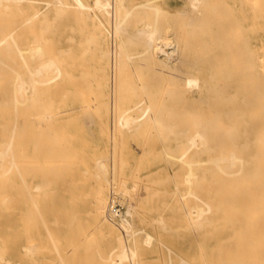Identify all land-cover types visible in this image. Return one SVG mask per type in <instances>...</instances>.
<instances>
[{"label":"rangeland","instance_id":"1","mask_svg":"<svg viewBox=\"0 0 264 264\" xmlns=\"http://www.w3.org/2000/svg\"><path fill=\"white\" fill-rule=\"evenodd\" d=\"M92 1L86 0L90 4H92ZM112 1V5L109 7L111 16L105 10L94 9V12L91 11L89 18L84 22L71 17L75 21L76 26L83 29L84 34L91 36L93 33V35H96L99 42L97 45L99 54L105 51L108 52V105L107 109H103L105 114L98 116L96 110L92 109L88 112V116L92 117V120L71 118L68 121L55 122V124L53 122V124L48 125L47 129L46 127L34 129V139L37 140L41 148H38L36 157L31 160V168L35 169L28 172L27 167L22 166L24 168L22 172L26 177L28 173L30 174L27 180L29 185H31L30 192L35 197L34 201L26 200L28 191L24 188L22 195L25 197L21 203V208L25 212L22 215L17 216L16 213L14 214L12 194L14 193L15 199V193L17 191L16 186L13 185L16 184V180L14 179V175L16 174L15 168H12L11 173L9 171L4 178L0 177V183L5 182L4 185L0 184V196L1 198L8 197V199H11L9 201H12L13 205L6 207V204L3 203V205L2 201H0V248L6 249L4 252L8 260L7 264L10 262V264H59V254L53 250L54 247L50 241V234L57 239L56 244L63 249L62 251L59 248L60 254L64 258L67 257L68 264H89V262L92 264L96 262V264H112L110 262L112 260L108 258H116L115 254L118 253V248L120 247L119 241L122 242V240L124 241V245L122 244L121 246H125L128 250L125 249L128 258L124 264H190L191 262L209 264L208 261L212 264V260L216 262L221 259V253L223 252L221 248L222 243H219L221 235L216 234L210 239H205L203 233H201L202 231H199L198 226H195L196 224L193 222L194 217L190 215L195 202L192 201L189 195L188 190H190L191 184L186 179L192 166H196L199 172H201L207 157L200 149L203 146L198 147V149L193 146V135H195L192 123L194 108H198L195 110L199 113L205 108L202 114L205 118L207 116L210 117L214 113V110L221 111L222 113L229 111V107L222 102V98V101L217 106L209 98L211 94L208 92V89L211 86H215L220 91L225 90L226 94L228 96L230 95L234 101H237L239 106H245L244 102L247 103L250 101L248 98L252 99L255 97L257 99L259 96L264 100V0H205L208 4H204L202 0V5L198 4L200 0H193L199 6L197 13L194 10L196 7L194 8L192 6L193 8H191L192 2L189 0H152V5L161 1L166 7L170 8V10L162 12L163 15L159 14L158 17L157 15L155 16L154 10L143 7L147 0H125L126 8L131 10V17L126 21L125 26L123 24L121 25L122 28L126 27L123 30H127L129 34L125 33L126 31H121L118 35L119 38H122L121 40L124 41V44L128 40L125 44L127 53L132 55L136 52H142L147 48L145 37L143 34L141 35L143 37H140L139 35L141 33L138 34V32L144 29L145 24H150L152 28L157 17L158 35L161 39L158 36L157 38L159 40L156 39L153 45L165 47L166 42H168L169 45H166V47L168 51L170 50L171 56L166 57L164 54H161V59H156V57H153V54H147L143 56V60L136 61L138 56L135 55L130 58L134 61L128 60L122 72L124 85L140 88L138 84L140 80L142 86L148 83V85L153 86V89L159 90V99L156 103V108L163 111V116H146L131 118L125 121L121 120L117 123L116 128L113 121L112 63L114 61L113 53L116 47L115 41H117L118 35H116V31L113 32L114 28L115 30L117 28L115 25L116 21H113V19L116 20V13H114L116 12V4L115 0ZM139 5H142V8L138 7L136 9ZM213 6V9L217 12L216 15L214 13L215 10L212 11ZM132 8L134 9L132 10ZM193 10L201 19L199 18L198 20V17L195 16L196 14H192ZM53 16L54 13H51L50 18H53ZM193 17H196V19L195 21L192 20L194 22H191L192 24L190 23V25L188 23L190 22L189 19H193ZM130 21L136 24L134 25L132 23V25ZM217 22H222L220 24L223 27ZM64 27V24H60V20L54 21V23L52 22L50 33L47 35V38L51 42L45 44V48L47 49H45L46 53L57 43L59 31L64 29ZM28 28L25 27L20 30V33L23 34L22 47L28 45L34 46L39 42V36L41 34L40 28L42 27L36 26ZM30 28L33 31H30ZM219 30L221 33H219ZM192 31L193 33H191ZM187 32L190 34L188 35ZM37 35L38 37L36 38ZM135 36H139L140 41L138 38H134ZM242 37L245 39L247 37V39H242ZM131 39L133 42L130 44ZM244 40L246 41L244 43L245 46L243 44ZM143 41L146 43V46ZM225 41L227 43H224ZM163 42L164 45L162 44ZM214 42L219 45H216ZM226 44L229 47H226ZM111 45L113 46L111 47ZM184 53L185 55L182 56ZM196 54L199 57L197 61L196 59L198 57H196ZM175 59L179 61L177 62ZM227 59L229 60L227 61ZM159 68L167 72L161 74ZM170 72L174 74H170ZM136 75H138V80ZM209 75H211V79ZM155 76L156 78L153 79ZM187 78L198 81L196 87L195 84L194 86L192 85V87H195L192 88V91L189 89L191 86L186 85ZM255 84L258 85L256 91L257 86ZM160 89L164 94L161 93ZM180 91L182 92L180 93ZM254 92H256L255 96H253ZM166 93L170 94V96L165 95ZM183 96L184 100L180 101ZM44 102L49 103V98H45ZM0 103L6 108V110L0 109L1 127L4 125L8 126V122L13 125L17 120L16 125H21L23 120H28L29 117L26 119L27 114L25 113L28 110L26 109L25 111L26 105L19 111L21 117H18L16 115L18 111L16 113L14 103L8 100L7 96L3 95V89L1 88ZM166 110L172 112V115L169 112V115H167ZM205 110L207 114H205ZM255 113L256 111L252 110L251 105L238 111L241 118L249 122L248 126L252 129L253 135L261 133L264 124V114L258 116ZM222 116L226 120L225 114L221 115V119ZM32 117L35 118L36 116ZM11 124L3 128L10 130L12 127ZM24 124L26 126L24 127L25 130H27L30 124L27 121ZM1 127L0 130L4 131ZM42 130L43 133L39 132ZM48 130L51 132L56 130V133L60 130L57 135L62 139L59 138L61 139L59 140L57 138L58 142H56L57 140H53L56 137L54 136L55 133L52 132V134ZM63 131L64 134L62 135L61 133ZM39 133H42L43 136L39 135ZM48 133H51L54 137H48L50 135ZM40 136L43 138L41 137L40 139ZM5 140L6 137L0 136V142L4 143ZM64 147L66 148L65 150L63 149ZM49 150L51 151L50 154H48L50 152ZM218 152L216 153L218 154ZM199 161L202 164L198 163ZM61 164L66 165V167L62 166L64 167L62 169ZM1 165L0 167H2ZM3 165L5 169L2 170L3 168H0V174L10 169L7 163L5 164L4 162ZM22 165H25V163ZM33 165L39 166L33 167ZM46 165L53 167L58 165L61 168L59 169L58 166H55L56 168L58 167L57 171L59 170L58 172L55 171L56 169L54 167V171L57 172L55 173L54 171L51 172L50 166ZM49 171L52 174L48 175V179H50L49 181L53 179L50 185V182L44 178L45 173H50ZM97 174L100 176L97 177ZM84 176L89 177L85 180ZM1 179H5V181L1 182ZM72 179L77 183H74ZM6 181L10 185L12 184L13 187H8ZM38 184L41 187H45V184L49 186L42 189ZM38 186L42 190H37L36 188ZM100 186H102V189ZM8 188L10 190H7ZM99 191H102L108 202L104 213L105 226L103 227L98 226L94 220V201ZM45 192L47 193L46 195L44 194ZM36 194H40V196L38 197ZM74 201L75 204L73 203ZM130 205L135 209H130L129 207H132ZM29 208L32 209L31 213L27 212ZM127 211L131 214L128 215ZM218 217H222V214ZM42 218L45 222L42 221ZM161 220L164 221L166 226L162 225L164 223L159 224L160 222L158 221ZM70 222L76 223L71 224ZM150 222L151 224L149 225ZM44 223L47 226L49 225L48 230H46L47 227ZM69 223L71 225L70 227L67 226ZM122 224L127 228L124 227V229ZM94 228L97 230L93 232L92 230ZM194 228H197L196 232ZM126 229L127 231H125ZM141 229L143 232H141ZM90 231L92 232L90 233ZM146 236L149 238L150 236L152 237V240L150 239L151 244L150 242L148 243L149 240ZM83 240L85 241L83 242ZM39 242L40 244H38ZM41 243H44L43 245L45 247ZM29 245H36L37 249L35 250L37 251H33V254L27 253V247ZM48 247L49 250L46 249ZM42 249L44 250L42 251ZM71 249L73 250L72 252ZM91 249L92 251L89 252ZM39 250H41L40 253H38ZM112 251L113 253H111ZM133 251L137 252V258L134 257ZM67 252L69 254L71 252L72 254L69 255ZM98 258L101 261H98ZM102 258L104 259L102 260ZM113 264H117V262L115 263L114 261Z\"/></svg>","mask_w":264,"mask_h":264},{"label":"bare ground","instance_id":"2","mask_svg":"<svg viewBox=\"0 0 264 264\" xmlns=\"http://www.w3.org/2000/svg\"><path fill=\"white\" fill-rule=\"evenodd\" d=\"M111 1L112 0H93L92 4H90V3L86 2V0H0V88L3 89V95L7 96L8 100H10L11 102L14 103L16 113L18 111V114H20L19 111L26 105L25 111H26V109H28L27 112H25L27 114L26 119L29 117L28 120H26V121L30 124V126L27 130H25V128H24V127H26L24 124L26 121H24V120L22 121L21 125H16L17 120L15 123H13V125L10 123L12 126L10 130H7L8 128L5 129L7 125L3 126L5 128L0 126L2 129H4V131L0 130V136L6 137V140L4 143L0 142V165L2 164L1 165L2 167H0V168L1 169L3 168L2 170L5 169L4 165H3L4 162H5V164L7 163L8 166L10 167V169L8 171H6V172L4 171L2 174H0V177L4 178L9 171L11 173L12 168H15L16 174L14 175V179L16 180V184H13V185L16 186L15 188L17 189V191L15 193L16 194L15 199H14V195H13L14 193L12 194L14 206L12 205V201H9L11 199H8V197H2L1 198V196H0V198H1L0 201H2V204L3 203L6 204V207L9 205H12L14 207V214L16 213L17 216H20L25 212V211H23V208H21V203L23 201V198L25 197V196L23 197V195H22L24 188L27 189L26 191H28V196H27L26 200H28V201L33 200L34 201V197H35V195L32 196V194L30 192L31 185H29L28 180H27V178L30 177V174L28 172L30 170L35 169V168H31L32 167V161L31 160L36 157V153L38 151V148H41V146L39 145L37 140L34 139V133H33L34 129L35 128L41 129L44 127H46V129H47L48 125H50L51 123L53 124V122L55 124V122H61L63 120L68 121V119H71V118H83V119H91L92 120V117L88 116V114H89L88 112L92 109L96 110V113L98 116L105 114V112H103V109H105V108L107 109V105H108V90H107V88H108V79H107L108 52L105 51V52L99 54V50L97 48V45L99 42L97 40L96 35H93V33L91 36L88 34H84L83 29L80 27L78 28L75 24V21L71 17H74L78 20H81V22H84L87 18H89L91 11L94 12V9L105 10V11H107L106 13L110 14L111 12H109V7L112 5ZM189 1L192 2L191 8H193L192 6H194V8L196 7L194 10L197 13V8L199 6L193 0L192 1L189 0ZM203 1L205 4V3H207L208 0L206 2H205V0H203ZM203 1L200 0V3H198V4H201ZM152 3H153L152 0H147L145 2V4L143 5V7H146L150 10L151 9L154 10L155 16L157 15V17L159 14H162V12H164L165 10L166 11L170 10V8L166 7L163 4V2H161V1H159L157 4L155 3L154 5H152ZM254 3H256V2H254ZM115 4H116V12H114V13H116V17H115L116 20L113 19V21H116L115 25H116L117 29L115 30V28H114L113 32L116 31V35H118L121 31H123V32L126 31L125 33H128L127 30H125V31L123 30V28H126V27L122 28L121 24L124 25L125 23H127L126 21L131 17V10L126 8L127 6L125 5V0H115ZM115 4H114V7H115ZM252 6H254V5H252ZM138 7L142 8V5L137 6L136 9ZM213 8H214V6L212 7V9ZM133 9L134 8H132V10ZM194 10L192 11V14L195 13ZM214 10L215 9H213L212 11H214ZM51 13H54L53 18H50ZM177 13H179V12H177ZM214 13L216 15V13H217L216 10ZM109 14H108V16H109ZM103 16H104V14H103ZM110 16H111V14H110ZM195 16H197V14ZM157 17L155 18L156 21H155L154 26L152 28L150 27V24H145L144 29L141 30L140 32H138V34L141 33L139 35L140 37H143V36L145 37V40L147 43V48L144 51L136 52V53L130 55L129 53H127V49H125V47H126L125 44L128 42V40L124 44L123 43L124 41L121 40L122 38H119V35H118L117 41H115L116 42V47L114 46L115 51H114V53L112 52L114 54V57H113L114 61L112 60L113 61V63H112V65H113V69H112L113 70V79H112L113 91L112 92H113V116H114L113 121H114L115 128L117 126V123L121 120L125 121V120H130L131 118H136V117L140 118V117H146V116L147 117L148 116H154V117H162L163 116V111L161 109L156 108L157 107L156 103L159 99V95H158L159 90L153 89V86L148 85V83H146L142 86L140 80L138 83L140 88L131 87L129 85H124L123 78H122L123 68H125L126 63L128 62V60L132 56H135V55L138 56L136 61L143 60V56L147 55V54H150V55L153 54L154 55L153 57H156V59H158V58L161 59V54H164L166 57L171 56V54H170L171 52H169L170 50L168 51L167 47H166V45L167 46L169 45L168 42H166L165 47H160V45L158 47V45H156V44H155L156 46L153 45V42H155L156 39L159 40L157 38L159 36L158 35L159 30H158V25H157ZM197 17L199 20L200 16H197ZM164 19H166V18H164ZM195 19H196V17L195 18L193 17V19L192 18L189 19L190 22H188V23L189 24L191 22L193 23L195 21ZM57 20H60V24L61 25L64 24L65 27H64V29L59 31V34L57 36V38H58L57 43L54 44L53 48L48 53H46L45 52V49H46L45 44H48L49 42H51L47 38V35L50 33V27H51L52 22L54 23V21H57ZM192 20H194V21H192ZM132 23L134 24V22H131V24ZM220 23H222V22H219L218 24L222 25ZM128 24H130V23H128ZM165 24H167V23H165ZM189 24H187V25H189ZM36 26L42 27V28H40L41 34L39 36V42L34 46L28 45L26 47L25 46L22 47V42H23V36L22 35L23 34L20 33V30H22L25 27L28 28V27H36ZM226 26L229 27L228 25H226ZM110 27H111V25H110ZM222 27H223V25H222ZM30 29H31L30 31H33L32 28H30ZM229 29H231V28H229ZM169 30H170V28H169ZM225 30H224V32H225ZM253 30H254V28H253ZM257 31H258V29H257ZM166 32L168 33L167 29H166ZM174 33H173V35H174ZM187 33H188V35L190 34L189 32H187ZM191 33H193V31ZM219 33H221L220 30H219ZM54 34H56V33H54ZM142 34H143V36H141ZM165 35L167 36V34H165ZM111 36H113V35H111ZM131 36L133 37V35H131ZM139 36L138 37L135 36L134 38H138V40H139ZM37 37H38V35L36 36V38ZM159 38H160V36H159ZM198 39H200V37H198ZM242 39H245V38L242 37ZM246 39H247V37H246ZM131 40H130V44L133 42V40L132 41ZM228 40H230V38H228ZM245 40L243 41V44L246 42ZM168 41H170V40H168ZM164 42L162 43L163 45H164ZM146 43H145V46H146ZM190 43H192V42H190ZM199 43H201V41H199ZM224 43H227V42L225 41ZM240 43H242V42H240ZM215 44L217 45L218 43H215ZM186 45L188 46V44H186ZM112 46L113 45H111V47ZM199 46H201V45H199ZM233 46H235V45L233 44ZM244 46H245V44H244ZM226 47H229V45L227 46V44H226ZM189 50H190V48H189ZM223 50H224V48H223ZM239 50H240V48H239ZM203 51L205 52V50H203ZM197 54H198V52H197ZM197 54H196V57H198ZM184 55H185V53L182 56H184ZM242 55H243V53H242ZM254 55H255V53H254ZM201 56H203V55H201ZM228 56H229V54H228ZM247 56H249V55H247ZM174 58H176V57H174ZM176 59H178V58H176ZM130 60H132V59H130ZM197 60H199V57L196 59V61ZM228 60L229 59H227V61ZM132 61H134V60H132ZM159 62H160V60H159ZM237 63H238V61H237ZM176 64H174V65H176ZM213 64H215V62H213ZM144 65H145V63H144ZM233 65H235V64H233ZM258 66H260V65H258ZM233 68H234V66H233ZM133 71H135V70L133 69ZM152 72H153V69H152ZM166 72H165V70L163 71L160 69L161 74L166 73ZM220 72L222 73V71H220ZM246 72H248V71H246ZM171 73L172 72H170V74ZM214 73H215V71H214ZM172 74H174V73H172ZM217 74L219 75V73H217ZM136 76H137L136 78L138 80L139 79L138 75H136ZM210 76L211 75H209V78H210ZM192 77L194 78L193 75H192ZM222 77H224V76H222ZM155 78H156V76L153 77V79H155ZM235 83H236V81H235ZM246 83L248 84V82H246ZM194 84L196 87V85L198 84V81L195 79H192V78L186 79V85L191 86V88L188 86L191 91H192V88H195V87H192V85L194 86ZM247 84H246V86H247ZM256 86H257V88L255 89V91L258 89V85H256ZM246 91H247V89H246ZM246 91H245V93L247 94ZM181 92L182 91H180V93ZM208 92H210V94H211V95H209V98L214 103H216V106L223 99L222 102L225 103L229 107V111H224L222 113L221 111L214 110V113L212 115H210V117L207 116L205 118L202 115L204 113L203 110L205 108L202 109L203 112L200 111L201 113L196 111L198 108L197 109L194 108L193 121L191 120L193 123L194 130H195L194 131L195 135H193V140H194L193 146L197 149H198V147L203 146L200 149L202 152H204L206 154L207 157L205 160V165L203 164L204 167L201 170V172H199V170L196 166L195 167L192 166V167H190V172H189L187 179H186L189 181V184H191L190 190H188L189 195L192 198V201L195 202V204L192 207L193 209H192V212L190 215H192L194 217L193 222L196 224V225L195 224L194 225L198 226L199 231H202L201 233H203V236L205 239L206 238L210 239V238L214 237V235H216V234L221 235L219 238V243H222V246H221V248L223 249V252L221 253L222 256L220 257L221 259L216 261V262H214L212 260V264H264V124L262 127L263 131L259 134L253 135L252 129L249 128V126H248L249 122L243 120L241 118V115L238 114L239 110L245 109L246 106L251 105L252 110L256 111V113H255L256 115H258V116L263 115L264 114V100H262L261 97H259V96H258V98L256 97L257 99H255V97H253L252 99L248 98V100H250V101H248L247 103L244 102L245 106H243V105L239 106L237 101H234L233 98L230 97V95L228 96L226 94L225 90L220 91L215 86H211L208 89ZM161 93L164 94V92H162V90H161ZM254 93H253V96L256 95V92H254ZM165 95H168V97L170 96V94H167V93ZM45 98H49L50 102L49 103L44 102ZM243 98L245 99L246 97H243ZM243 98H242V100H243ZM53 99H55L54 100L55 102L53 101ZM181 99L182 100H180V101H183L184 96ZM164 101H163V104H164ZM197 105H198V102H197ZM1 108L6 110L5 106H3L2 103H0V109ZM166 112H167V115H169V113L172 115V112H169L168 110H166ZM191 112H193V111H191ZM18 114H16V115L18 117H21V114L20 115H18ZM205 114H207L206 110H205ZM222 114H225L226 120L223 119V116H222L223 120L221 119ZM32 116H36V117L33 118ZM165 116H166V114H165ZM252 121L254 122V120H252ZM262 121H263V119H262ZM10 124L8 122V126ZM49 131L50 130H48V132ZM55 131L56 130L52 131L53 133H55L54 134V136H56L55 138H53L54 136L52 135L53 133L51 131L50 132L52 134L48 133V134H50V135L47 134L48 137H50V138L52 137L53 140L54 139L57 140V138L58 139L61 138L59 135H57V133L60 130L59 131L57 130L58 131L57 133ZM64 131H63V133H61L62 135L64 134ZM39 132L43 133V130L39 131ZM42 133L41 134L39 133V135H42ZM42 136H40L39 138L41 139ZM198 137L201 140L200 142H199ZM61 139H59V140H61ZM63 139H64V137H63ZM56 142H58V140ZM60 142H62V141H60ZM65 147L67 148V146H65ZM65 147L63 148L64 150L66 149ZM53 148H51V149H53ZM69 148H71V146H69ZM63 149L61 148V150H63ZM217 151H219L218 154L216 153ZM50 153H51V151L48 154H50ZM59 153L62 156V153L60 152V150H59ZM75 153H77V152H75ZM76 156H77V154H76ZM61 162H62V160H61ZM80 162H81V160H80ZM24 163H25V165H22ZM198 163H200V161ZM200 164H202V163H200ZM22 166H26L28 169L27 170L28 171L27 177L22 172V169H24ZM35 166H39V165H33V167H35ZM46 166H50V165H46ZM55 166H58V165H55ZM60 166L66 167V165H63V164H61ZM54 167L50 166L51 172L54 171L55 169H56L55 171H57V168L59 166L57 168L55 167V169H53ZM61 167H59V169ZM63 168L64 167H62V169ZM51 172L50 173L46 172L45 177L43 176L45 178V180H48V182H50L49 185L51 184V181H53L52 178H51L52 179L51 181H49L50 179H48V175L52 174ZM57 172H55V173H57ZM46 176H47V179H46ZM98 176H100V175L97 174V177ZM71 177L73 178L72 174H71ZM88 177H85V180ZM8 178H7V181H8ZM3 181H5V179L4 180L1 179V182H3ZM72 181H73V179H72ZM66 182H68V181H66ZM71 182H69V183H71ZM4 183L5 182L0 183V184L4 185ZM7 184H8L7 185L8 187L12 186V184L10 185L9 182H7ZM41 185H39V186L41 187ZM43 185H44V182H43ZM49 185L47 184V186H46V184H45V187L43 186L41 188L42 189L46 188ZM39 186L36 188L37 190L40 189ZM62 186H64V185L62 184ZM5 188H7V187H5ZM5 188H3V189H5ZM100 188L102 189V186H100ZM42 189H40V190H42ZM93 189H95V188H93ZM7 190H10V189L8 188ZM55 191H57V190H55ZM44 194L46 195L47 193L45 192ZM36 195L38 197L40 196V194H36ZM80 195H81V193H80ZM2 196H3V194H2ZM71 201H73V200H71ZM94 202H95V211H94L95 219L94 220L96 221L98 226L103 227V226H105L104 213H105V209H106V204L108 202H107V199L104 197L102 191H99L96 194ZM73 203L75 204V201ZM130 206H132V205H130ZM35 208H36V206H35ZM129 208L132 209L134 207L132 206ZM33 210H34V208H33ZM27 212L31 213L32 209L29 208L27 210ZM60 212H63V211H60ZM72 213H74V212H72ZM75 213H76V211H75ZM89 213H91V212H89ZM127 214L130 215L131 213L129 214V212L127 211ZM220 214H222V217L219 218L218 216ZM75 216H77V214H75ZM41 217H42V215H41ZM109 217H111V216H109ZM43 218H42V221L45 222L43 220ZM74 220H76V219H74ZM161 221H158V222H160L159 224L164 223L163 220H161ZM56 222H57V220H56ZM56 222H54V223H56ZM191 222H192V220H191ZM193 222H192V224H193ZM58 223H60V222H58ZM70 223H69V225H67L68 227L71 226ZM75 223L73 222L71 224H75ZM153 223H154V220H153ZM44 224L46 225V223H44ZM150 224H151V222L149 223V225ZM162 225L164 226L165 223ZM48 226L46 225V227H47L46 230H48ZM122 226H123V224H122ZM0 227H1V225H0ZM124 227L127 228L126 226H123V228ZM95 228L92 230L93 232L95 230H97ZM164 229H165V227H164ZM196 229H195V232H196ZM92 231H90V233ZM125 231H127V229ZM165 231H167V230H165ZM141 232H143L142 229H141ZM30 234H32V233H30ZM39 234H41V233H39ZM87 235H88V233H87ZM102 236H103V233H102ZM148 236H146V237L148 238L149 241L148 240L147 241L149 243L150 239L152 240V237L150 236V238H149ZM19 238H20V236H19ZM155 240H157V239H155ZM50 241L53 244V247H54L53 250L59 254L58 255L59 264H68V262L66 260L67 257L64 258L60 254L61 246L59 247L58 244H56L57 239L54 238L51 234H50ZM84 241L85 240H83V242ZM119 243H120V247L118 248L119 249L118 253L115 254L116 258L115 259L108 258V259L113 261L112 262L109 260L112 264L114 263V261H115V263L117 262V264H124V262L128 258V254H127L128 250L126 249L125 246H121L122 244L124 245V241L123 240H122V242L119 241ZM38 244H40V242ZM38 244H37V246L40 247ZM150 244H151V242H150ZM150 244H148V245H150ZM3 249L4 248H0V264H3V263L7 264L8 260L5 256V252H4L6 249H4V250ZM23 249H24V247H23ZM35 249H37L36 245H29L27 247V253L33 254V251H37ZM46 249L49 250V247ZM74 249H76V248H74ZM43 250L44 249H42V251ZM61 250L63 251V249H61ZM28 251H31V252H28ZM40 251L41 250H39L38 253H40ZM50 251L53 252L52 250H50ZM50 251H49V253H51ZM72 251L73 250L71 249V252ZM90 251H92V249L89 250V252ZM113 251L111 253H113ZM64 252H65V250H64ZM71 252H70V254L68 252L67 253L69 255H71L72 254ZM86 252H88V251H86ZM99 255H100V253H99ZM133 255H134V257L137 258L138 254H137V252H134ZM134 257L132 256V258H134ZM202 257H203V255H202ZM103 259L104 258H102V260ZM105 259L107 260V258H105ZM226 259H227V261H225ZM48 261H51V260H48ZM98 261H101V260H99V258H98ZM208 262H209V264H211L210 261H208ZM90 263L91 262H89V264ZM103 263H104V261H103ZM190 264H197V263L191 262Z\"/></svg>","mask_w":264,"mask_h":264}]
</instances>
